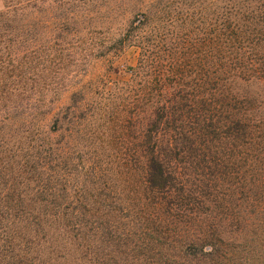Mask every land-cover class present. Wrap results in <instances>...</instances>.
I'll list each match as a JSON object with an SVG mask.
<instances>
[{"label":"trees","instance_id":"16d2710c","mask_svg":"<svg viewBox=\"0 0 264 264\" xmlns=\"http://www.w3.org/2000/svg\"><path fill=\"white\" fill-rule=\"evenodd\" d=\"M3 1L0 264H264V0H130V76L66 101Z\"/></svg>","mask_w":264,"mask_h":264},{"label":"rangeland","instance_id":"374dc122","mask_svg":"<svg viewBox=\"0 0 264 264\" xmlns=\"http://www.w3.org/2000/svg\"><path fill=\"white\" fill-rule=\"evenodd\" d=\"M181 1L189 5L194 0ZM209 1L212 0L197 3L204 22L210 12ZM129 6L130 0H43L40 13L30 9L32 44L40 42L37 46L50 66L47 76L60 82L77 76L76 82L60 92V101H66L70 93L82 86L93 84L91 88L95 89L93 86L112 84L130 76L126 70L136 65L140 49L129 43L119 48L117 41L129 21L140 19L131 15ZM4 9V1L0 0V12ZM178 15L185 21V16Z\"/></svg>","mask_w":264,"mask_h":264}]
</instances>
